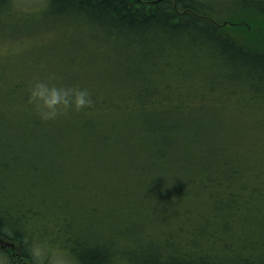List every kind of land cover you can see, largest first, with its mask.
<instances>
[{
	"label": "trees",
	"instance_id": "trees-1",
	"mask_svg": "<svg viewBox=\"0 0 264 264\" xmlns=\"http://www.w3.org/2000/svg\"><path fill=\"white\" fill-rule=\"evenodd\" d=\"M13 1L0 0L2 17V13H14ZM227 1L46 0L47 11L41 16L45 19L41 25L33 26L35 33L39 35L35 28L45 26V32L48 35L51 32L49 38L52 39L54 35L58 36L57 33L63 35L69 29L80 28L87 31L91 42L112 45L117 56L112 59L107 55L106 47L101 50L103 55L101 53L102 57L98 59L101 62L90 58L84 66L72 61L74 66L69 77L55 84L45 81L40 76L43 69L36 68L30 59L24 61L25 57L24 62L19 64L0 65V94L7 90L6 87L14 89L7 91L4 98L0 96V107L5 104L4 108L10 109L5 113L17 117L20 124L18 129L13 130L7 125L5 129L9 131H0V137L4 132L8 134L4 139L0 138V253L10 257L12 264H35L28 251L33 239L60 244L70 252L75 264H264V250L259 254L247 251V248H263L264 242L243 245L238 240L236 244L237 249L240 246V251L232 248L234 253L226 254L213 251L206 243L219 233L212 228V224L221 226L225 236L229 230L237 228L238 222L242 225V232L255 233L247 234L251 238L263 232L258 231L259 220L252 219L256 210L264 214L261 203L264 201V172L254 166V161L248 165L241 161V166L234 168L225 165L228 169L219 170V175L208 166L204 171L211 173L206 176L200 175L201 170L193 169L183 190L172 192L164 188L165 192L157 202L151 203L152 198L144 194H135L134 228L132 225L130 234L129 230L111 233L102 226L94 236L87 234L83 239L78 236L73 238L72 232L67 230L60 243L58 234L65 217L56 206H48L52 211L45 216L42 214L46 208L44 201L30 198L10 205L3 199L11 189L3 178L52 174L49 168V173L39 170V163L43 160L30 153L46 139L53 148L51 156L46 158L54 164L56 160L66 158H85L83 153H87V159L91 161V167L86 171L89 176H104L111 171L109 164L103 160L104 152L113 147L122 151L114 158L109 157L110 161L116 158H144L141 154L144 146L162 142L172 146L173 150H183L184 146L195 159V154L190 151L192 139L174 134L177 128L169 124L173 121L172 115L183 111L182 104L178 102L186 94L196 92L195 86L200 79L207 81L215 77L236 84L230 91L221 89L214 82L210 87L218 85L217 90L230 92L226 96L235 95L233 99L240 104L230 106V109L237 117L248 121L241 122L256 127L264 112L255 114L254 111H258V102L264 107V92L257 85L248 89L245 83L255 78L259 82L264 81V0H235L233 5ZM49 17L60 25L59 29H52L53 22L48 23ZM20 54L25 56V48ZM113 60L116 61L113 63ZM34 78L50 86L87 89L92 103L82 110L73 108L63 113L60 117L64 119L55 122L58 124L53 134L44 137L39 125L43 121L29 103V89ZM174 101L177 104L174 105ZM158 104H161L160 107ZM168 106L173 108L164 110ZM159 108L162 110L159 111ZM161 112L170 117L169 123L145 118ZM62 121L68 127L59 135L61 129L58 130L57 126ZM188 124L198 128L197 120H190ZM143 134L148 138L144 140ZM249 144L247 141L242 147L246 148ZM182 150L176 154L164 152L149 157L145 154V159L151 162L149 166L128 168L125 172L131 173L130 177H144L139 186L135 185L141 190L157 185L152 177L158 174V169L177 167ZM255 155L246 159H255ZM203 164H211V160ZM165 173L171 172L166 170ZM225 174L227 178L222 177ZM199 176L205 177V180ZM226 181L235 183L224 186ZM251 181L259 184H252ZM161 184L162 188L175 189L170 183L168 186L165 182ZM214 186L226 191L219 194L200 192ZM86 203L93 208L91 201ZM161 203H164L163 207ZM261 226L263 229L264 219ZM188 234L192 236L189 244V240L185 239ZM120 240H127L130 244L124 248L133 247L120 248ZM228 242H224L223 246L230 247ZM188 245H194L195 250H187ZM145 246L148 248L144 249ZM148 249L151 256L148 255L144 263L139 262V256L146 254L144 251ZM165 252L168 256L163 260Z\"/></svg>",
	"mask_w": 264,
	"mask_h": 264
},
{
	"label": "rangeland",
	"instance_id": "rangeland-1",
	"mask_svg": "<svg viewBox=\"0 0 264 264\" xmlns=\"http://www.w3.org/2000/svg\"><path fill=\"white\" fill-rule=\"evenodd\" d=\"M227 2H232L233 5L235 0H228ZM12 7L14 8V13L11 15L2 13L3 17L0 15L1 66L13 62L14 64H19V62H24L26 59H30L36 68L40 67L43 69V71H41L43 74L40 76L44 77L45 81L50 80L55 84L61 79L69 77L71 68L74 66V64L71 65L72 61H76V63L79 62L85 66L90 60H98L101 58L103 55L101 50L106 47H108L106 49L107 55L112 59H115L117 56V54H115V48L112 45L109 46L105 44L104 46L101 41L91 42L87 31L80 28L77 30L69 29L65 31L63 35L61 34L62 36L60 35L61 32L57 33L58 36L54 35V38L52 39L49 38L51 32L49 35L45 32V26L35 28L38 30L39 35L35 33L33 31V26L36 24L41 25L43 19H45L41 16L47 11L46 0H14ZM16 11L18 12L16 13ZM52 22V29L60 28V25L56 23L53 18L49 17L48 23L50 24ZM23 48H25V56L20 54L21 49ZM88 48H91L93 51L88 50ZM18 56L20 57L18 58ZM115 61L116 60H113V63ZM97 62H101V60H98ZM1 69L2 68H0V75L2 73ZM44 69H46V71H44ZM212 78L213 79L207 81L200 79L199 83L195 86L196 92H194V94H186L181 102H178L182 104L183 111L176 115H172L174 118L169 124L170 126L172 124L176 126L177 130H174V134L187 140L192 139L193 145L191 146L190 151L195 154V159L186 152L184 146L183 150L182 148L173 150L172 146H167L162 142L144 146L141 150L142 157L144 158H116L110 161L108 160L109 157L114 158L122 151V149H118V147H113L104 152V158L106 160H103L105 163L107 162L109 164L111 171L104 176H89L90 174L86 171L89 166L91 167V161H88L86 156L87 153H83L85 158H66L63 160H56L57 162L54 164L46 158L47 156H51L53 149L48 141L49 139H46L45 142L39 144L34 152H32L31 149L30 153H33L36 158H41L44 161L39 163V166L41 167L39 170L49 173V168L52 171V174L3 178L4 181L11 185V189L5 194L3 199L10 205L19 202V200H28L30 198H35L37 201H44L46 203V208H44L42 214L45 216H47L48 212L52 211L48 206H56L65 217L61 232L58 234V240L62 243L67 230L72 232L71 235L73 238H77L78 236L83 239L86 238L85 235L87 234L94 236L97 230L101 229L102 226L107 228L111 233L117 230H129L130 234L133 225V205L134 200L137 199L135 194H144L145 197H148L149 199L152 198L151 203L153 201L157 202L160 200L159 198L162 197L165 189H169L172 192L183 190V187H185L184 183L191 177L193 169L201 170V176L210 174L212 170H214L215 174L219 175V170L225 171L228 169L225 168V165H228L229 168H234L240 167L241 161H243V163L245 162L244 164L246 165L251 161H254V166L263 173L264 109L262 108L264 107L260 106L258 102V106L256 107L258 111H254L255 114L258 112H260V114L263 113L260 123L255 125L257 128L249 123L241 122V120L245 122L248 121L241 117H237L235 112L230 109V106L237 107V105L240 104L239 101L234 100L235 95H225L226 93H230L228 91H230V89L236 84L228 80L216 79L215 77ZM213 82L219 84L221 89H228V91L222 92L221 90H217L219 87L218 85L215 86L216 88L212 87V89L210 85L212 86L214 84ZM245 84L248 89L254 88V85H257L261 91L264 92V81L259 82V80H256L255 78L253 81H246ZM0 85L2 84L0 83ZM6 89L7 90H4L0 94L1 98L6 97L5 94L7 91H10L11 89L14 90L12 87H6ZM7 94L9 95V93ZM262 100H264V95L262 96ZM173 104L175 105L177 102L174 101ZM4 105L3 107H0V131H9L5 129L7 125L13 130L20 128L17 117H12L9 113H5L6 111H10V109L4 108ZM160 105L161 104H158L159 107ZM170 108H173V106H168L164 110ZM161 110L162 108H159V111ZM230 112L234 114H230ZM145 118H151L152 120L156 119L158 122L169 123V121H171L170 117L164 116L162 112ZM62 119L64 118L59 117L58 119L43 121L42 124H39L40 128L43 130L42 135H44V137H50L55 131V125L58 124L55 122ZM193 119L197 120L198 128L188 124L189 121ZM168 123L166 125H168ZM66 124L65 121H62L57 126L58 130L61 129L59 135L65 131V128L67 129L68 126ZM35 126L38 127L37 124H35ZM7 135L8 134L4 132L1 136L2 139ZM171 136L173 138L176 137L175 135ZM143 137L144 140L148 138L146 134H143ZM252 139L254 140L252 141ZM247 141L251 144L247 145L246 148L242 147ZM179 142L180 145H182V140L179 139ZM179 150H182V154L180 161L176 162L177 167L158 169V174L152 177L154 183L158 182L157 185L146 187L141 190L137 186L144 181V177L141 175L130 177L131 173L125 172L128 168L132 170L135 168L140 169L142 166H149L151 162L145 159V154L148 157L164 152L176 154ZM252 154H256L253 156L255 159H246V157ZM1 158L2 156L0 155V159ZM223 158L225 159L221 162L220 159ZM190 160L194 162L191 163ZM208 160H211V164H203ZM225 162H228V164H225ZM158 164H160V162H158ZM205 166H208L211 171L205 173ZM77 168H79V170H76ZM166 170L171 173H165ZM60 171L69 174H64ZM158 177L162 179H159ZM222 177L227 178L228 176L225 174L222 175ZM201 178L205 180V177ZM163 182L166 183V186L170 183L175 189L169 187L162 188L163 184L161 183ZM228 183L234 185L235 182L226 181L224 186ZM251 183L259 184V182L255 181H251ZM225 191V188H217V186H214L213 188L204 189L200 192L219 194L224 193ZM87 201H91L90 206L93 208L88 207V204L86 203ZM151 203L149 205L153 206ZM261 203L264 205V201H261ZM163 204L164 203H161V207L164 206ZM206 206L209 207L210 205ZM96 207L99 208L95 210L94 208ZM25 210L26 207L23 208L22 212ZM208 211L209 209L206 211L207 214ZM40 219L43 221L42 215H40ZM252 219L259 220L258 231L263 230V232L259 235L257 234L256 237L251 238L247 235H254L255 233L242 232L240 230V226H242L240 222H238L237 228H233V231L229 230L226 233V236L225 231L221 226L212 224V228L216 229L219 233L215 238H212L206 243H209L213 251L226 254L229 252L234 253L232 248L240 251V246L237 249L238 244H236L238 240L239 242H242L243 245L264 242V228L261 229V221L264 219L263 212L256 210L252 214ZM206 230H208V228H206ZM185 239L189 240V244L192 240V236L188 234L185 236ZM221 239L224 240L222 241ZM45 240L46 239H42L39 241ZM225 240H228L229 242ZM224 242L231 243V246H223ZM144 243L146 244V242ZM129 245L130 244L127 240L119 241L120 248L129 249L133 247L132 245L124 248ZM147 248V246L144 247V249ZM193 248L194 245L187 246V250L189 251L195 250ZM263 250L264 247H258L256 250L247 248V251L251 254H259ZM144 253L146 254L139 256V262L144 263L149 256H151L149 249L144 251ZM167 253L168 252L163 253V260L167 259Z\"/></svg>",
	"mask_w": 264,
	"mask_h": 264
},
{
	"label": "clouds",
	"instance_id": "clouds-1",
	"mask_svg": "<svg viewBox=\"0 0 264 264\" xmlns=\"http://www.w3.org/2000/svg\"><path fill=\"white\" fill-rule=\"evenodd\" d=\"M29 93V103L42 121L55 120L70 109L79 111L92 103L87 89L50 86L38 78H34ZM28 251L35 264H75L67 249L46 240L33 239ZM0 264H12L10 257L0 253Z\"/></svg>",
	"mask_w": 264,
	"mask_h": 264
}]
</instances>
